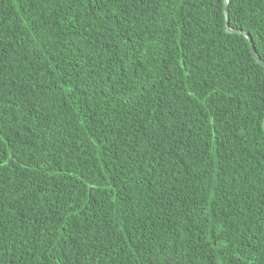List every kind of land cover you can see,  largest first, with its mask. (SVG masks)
<instances>
[{"label":"trees","instance_id":"1","mask_svg":"<svg viewBox=\"0 0 264 264\" xmlns=\"http://www.w3.org/2000/svg\"><path fill=\"white\" fill-rule=\"evenodd\" d=\"M224 0H0V264H264V67ZM264 62V0H227Z\"/></svg>","mask_w":264,"mask_h":264},{"label":"water","instance_id":"2","mask_svg":"<svg viewBox=\"0 0 264 264\" xmlns=\"http://www.w3.org/2000/svg\"><path fill=\"white\" fill-rule=\"evenodd\" d=\"M223 12H224V18H225V21H224V26H225V31L227 33H238V34H241L243 37H245L247 40H248V44H249V49H250V53L253 57V59L262 67H264V62L262 60H260L256 55H255V52H254V48H253V45H252V42H251V39L249 37V35L246 33V32H243L242 30H231L229 28V25H228V19H227V0H224V7H223ZM263 130H264V121H263Z\"/></svg>","mask_w":264,"mask_h":264}]
</instances>
